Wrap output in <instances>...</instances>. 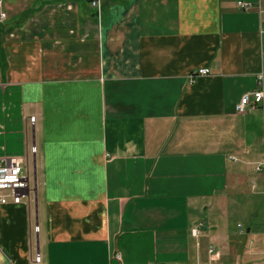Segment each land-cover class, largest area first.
<instances>
[{
	"label": "crops",
	"instance_id": "obj_1",
	"mask_svg": "<svg viewBox=\"0 0 264 264\" xmlns=\"http://www.w3.org/2000/svg\"><path fill=\"white\" fill-rule=\"evenodd\" d=\"M91 1L0 0V264H264V0Z\"/></svg>",
	"mask_w": 264,
	"mask_h": 264
},
{
	"label": "built area",
	"instance_id": "obj_2",
	"mask_svg": "<svg viewBox=\"0 0 264 264\" xmlns=\"http://www.w3.org/2000/svg\"><path fill=\"white\" fill-rule=\"evenodd\" d=\"M92 6L97 10L98 14L101 11V5L99 0H92ZM238 5L242 9L249 7V3L244 1H238ZM5 17V13L0 11V18ZM209 73V69L200 68L194 71L190 75V79L194 78L197 75H203ZM260 86L254 90L252 93H245L241 96L239 102L235 105V110L238 113H245L248 109L256 108L259 104L263 102L264 93L262 89L261 77H259ZM263 118H264V108H262ZM31 121H34V118L31 117ZM264 169V166L257 167V170ZM28 175L24 173L23 166L21 162L13 157L7 159L3 164H0V203H14L18 204L23 202L25 199H28L30 193V184L27 180ZM240 227V224L238 225ZM38 226H34V231L38 232ZM200 230L194 228L192 230L193 235H199ZM212 248L209 249V252H212ZM35 261L40 260L38 253H35Z\"/></svg>",
	"mask_w": 264,
	"mask_h": 264
},
{
	"label": "rangeland",
	"instance_id": "obj_3",
	"mask_svg": "<svg viewBox=\"0 0 264 264\" xmlns=\"http://www.w3.org/2000/svg\"><path fill=\"white\" fill-rule=\"evenodd\" d=\"M35 151H36L35 146L30 144L28 152L30 154H34ZM15 158H17L21 163H24V158H21V157H15ZM253 208H254V212L252 215V225L255 227L256 230H258L260 232H264V194L257 197V201H256L255 206ZM237 217L240 220V222H242V223L245 222V220H246L245 213L240 212V213L234 215V217L232 218L231 223H230L231 226H232V223L237 220V219H235ZM247 226H249V225L246 224V227ZM242 228H244V227H242ZM261 236L264 238V234H261Z\"/></svg>",
	"mask_w": 264,
	"mask_h": 264
},
{
	"label": "bare ground",
	"instance_id": "obj_4",
	"mask_svg": "<svg viewBox=\"0 0 264 264\" xmlns=\"http://www.w3.org/2000/svg\"><path fill=\"white\" fill-rule=\"evenodd\" d=\"M27 180H28V183H29V178L27 177ZM25 200H27V199H25Z\"/></svg>",
	"mask_w": 264,
	"mask_h": 264
}]
</instances>
